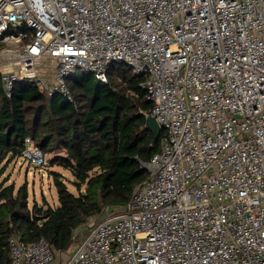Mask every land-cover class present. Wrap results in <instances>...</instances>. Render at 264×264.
Masks as SVG:
<instances>
[{
    "label": "built area",
    "instance_id": "2783aa9c",
    "mask_svg": "<svg viewBox=\"0 0 264 264\" xmlns=\"http://www.w3.org/2000/svg\"><path fill=\"white\" fill-rule=\"evenodd\" d=\"M117 62L164 136L148 178L77 228L61 264H264V0H0L6 97L27 80L72 101L74 72L106 83ZM19 158L47 163L30 137ZM7 247L10 264L59 255L43 238Z\"/></svg>",
    "mask_w": 264,
    "mask_h": 264
},
{
    "label": "trees",
    "instance_id": "16d2710c",
    "mask_svg": "<svg viewBox=\"0 0 264 264\" xmlns=\"http://www.w3.org/2000/svg\"><path fill=\"white\" fill-rule=\"evenodd\" d=\"M123 62L113 64L103 83L79 70L67 79L72 101L61 93L51 97L33 81L15 82L6 97L0 82V174L30 137L56 165L52 171L57 206L28 205L26 185H0V264H10L7 241L43 238L56 253L71 244L72 233L104 207L125 205L134 186L148 178L142 164L160 150L163 130L153 141L145 129L151 102ZM70 180L74 191L65 182Z\"/></svg>",
    "mask_w": 264,
    "mask_h": 264
},
{
    "label": "rangeland",
    "instance_id": "374dc122",
    "mask_svg": "<svg viewBox=\"0 0 264 264\" xmlns=\"http://www.w3.org/2000/svg\"><path fill=\"white\" fill-rule=\"evenodd\" d=\"M56 65L51 59H42L37 66L38 77L41 80H50L55 71ZM56 156L47 155V163L41 169L32 163H28L21 158H16L10 162L4 172L0 174V185H14V189L26 185L28 191V205L33 203L37 205L49 204L52 207L57 206V195L54 186L53 177L50 175L52 171L61 172L71 179V175L68 171L61 169L60 167L52 164L53 159ZM66 180L68 189L74 191L73 186ZM81 236L77 239L79 240ZM70 249L63 254L55 256L51 264H61L67 256Z\"/></svg>",
    "mask_w": 264,
    "mask_h": 264
},
{
    "label": "water",
    "instance_id": "95a60500",
    "mask_svg": "<svg viewBox=\"0 0 264 264\" xmlns=\"http://www.w3.org/2000/svg\"><path fill=\"white\" fill-rule=\"evenodd\" d=\"M144 125H145V129L151 132L153 141H156L157 138L159 137L161 128L156 122L155 118L152 116L145 117Z\"/></svg>",
    "mask_w": 264,
    "mask_h": 264
}]
</instances>
